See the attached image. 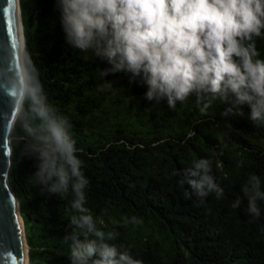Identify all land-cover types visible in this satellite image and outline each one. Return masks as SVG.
Instances as JSON below:
<instances>
[{
  "label": "trees",
  "instance_id": "obj_1",
  "mask_svg": "<svg viewBox=\"0 0 264 264\" xmlns=\"http://www.w3.org/2000/svg\"><path fill=\"white\" fill-rule=\"evenodd\" d=\"M55 3L19 0L23 52L39 69L49 103L73 125L90 181L86 206L105 230L118 232L112 242L143 264H264V204L253 219L242 192L250 174L261 177L264 191V125L248 119L247 107L243 116H222L219 100L206 112L195 96L174 109L155 104L124 73L105 77L113 88L102 91L98 73L109 65L66 44ZM255 42L264 59V36ZM11 147L9 183L21 205L28 264H70L64 236L75 230L73 194H41L28 180L36 161L21 155L22 145ZM199 158L213 159L222 199H184L188 186L172 173ZM237 197L242 203L233 209ZM133 216L135 224L123 223Z\"/></svg>",
  "mask_w": 264,
  "mask_h": 264
},
{
  "label": "clouds",
  "instance_id": "obj_2",
  "mask_svg": "<svg viewBox=\"0 0 264 264\" xmlns=\"http://www.w3.org/2000/svg\"><path fill=\"white\" fill-rule=\"evenodd\" d=\"M65 42L93 59L107 62L98 77L101 90H110V74L124 73L129 84L145 86V99L177 102L195 96L206 112L219 100L222 116L244 115L264 125V59L255 38L264 36V0H56ZM88 57L86 56L85 59ZM0 94L15 111L9 143L22 145L21 155L36 161L28 178L41 194H73L71 224L64 236L70 242V264H143L130 247L116 244L118 232L105 230L87 205L90 181L84 173L70 119L49 103L39 69L30 54L20 55L19 67L0 64ZM211 158L193 159L178 176L187 185L184 199H201L224 189L213 174ZM261 177L249 175L242 187L247 213L261 216L264 204ZM239 197L232 203L238 208ZM21 205L17 202V211ZM135 224L136 217L123 223Z\"/></svg>",
  "mask_w": 264,
  "mask_h": 264
},
{
  "label": "water",
  "instance_id": "obj_3",
  "mask_svg": "<svg viewBox=\"0 0 264 264\" xmlns=\"http://www.w3.org/2000/svg\"><path fill=\"white\" fill-rule=\"evenodd\" d=\"M13 1L0 0V64L11 62L18 68L24 34L21 26L19 29ZM15 118L8 96L0 94V264H24L21 241L22 234L25 239L24 224L20 211H17L18 200L9 183L12 147L8 137ZM26 250L28 252L27 244Z\"/></svg>",
  "mask_w": 264,
  "mask_h": 264
},
{
  "label": "bare ground",
  "instance_id": "obj_4",
  "mask_svg": "<svg viewBox=\"0 0 264 264\" xmlns=\"http://www.w3.org/2000/svg\"><path fill=\"white\" fill-rule=\"evenodd\" d=\"M14 8H15V12H16V15H17V20H18V24H19V29H20V26L23 28L22 26V23L20 25V22H22L21 20V10H20V6H19V1L18 0H14ZM20 211V209H19ZM22 217V216H21ZM22 232V230H21ZM24 232V231H23ZM25 234V233H24ZM21 241H22V245H23V248H24V264H28V252L26 250V241L24 239V236L22 234L21 236Z\"/></svg>",
  "mask_w": 264,
  "mask_h": 264
}]
</instances>
